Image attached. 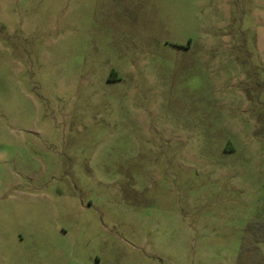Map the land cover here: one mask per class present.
I'll list each match as a JSON object with an SVG mask.
<instances>
[{
    "label": "rangeland",
    "instance_id": "374dc122",
    "mask_svg": "<svg viewBox=\"0 0 264 264\" xmlns=\"http://www.w3.org/2000/svg\"><path fill=\"white\" fill-rule=\"evenodd\" d=\"M0 264H264V0H0Z\"/></svg>",
    "mask_w": 264,
    "mask_h": 264
}]
</instances>
